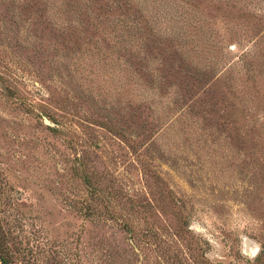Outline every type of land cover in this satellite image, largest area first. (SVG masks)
I'll list each match as a JSON object with an SVG mask.
<instances>
[{
  "label": "rangeland",
  "instance_id": "rangeland-1",
  "mask_svg": "<svg viewBox=\"0 0 264 264\" xmlns=\"http://www.w3.org/2000/svg\"><path fill=\"white\" fill-rule=\"evenodd\" d=\"M4 184L31 264H264V0H0Z\"/></svg>",
  "mask_w": 264,
  "mask_h": 264
},
{
  "label": "trees",
  "instance_id": "trees-1",
  "mask_svg": "<svg viewBox=\"0 0 264 264\" xmlns=\"http://www.w3.org/2000/svg\"><path fill=\"white\" fill-rule=\"evenodd\" d=\"M10 188L7 184L0 186V207L6 198ZM2 204V205H1ZM88 209V208H87ZM91 211V209L89 208ZM88 214L93 212H89ZM1 214V208H0ZM14 227L0 215V264H31V261L18 248V238H16Z\"/></svg>",
  "mask_w": 264,
  "mask_h": 264
}]
</instances>
